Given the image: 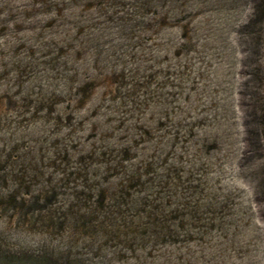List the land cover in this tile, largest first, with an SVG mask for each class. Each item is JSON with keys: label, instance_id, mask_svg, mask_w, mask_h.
Returning <instances> with one entry per match:
<instances>
[{"label": "rangeland", "instance_id": "rangeland-1", "mask_svg": "<svg viewBox=\"0 0 264 264\" xmlns=\"http://www.w3.org/2000/svg\"><path fill=\"white\" fill-rule=\"evenodd\" d=\"M0 253L264 264V0H0Z\"/></svg>", "mask_w": 264, "mask_h": 264}, {"label": "trees", "instance_id": "trees-1", "mask_svg": "<svg viewBox=\"0 0 264 264\" xmlns=\"http://www.w3.org/2000/svg\"><path fill=\"white\" fill-rule=\"evenodd\" d=\"M16 256H4L0 253V264H68L62 262V260L55 259L44 254L38 255L36 257L29 254Z\"/></svg>", "mask_w": 264, "mask_h": 264}]
</instances>
